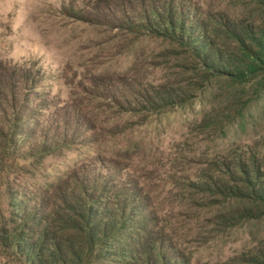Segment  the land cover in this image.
Here are the masks:
<instances>
[{
    "label": "rangeland",
    "instance_id": "1",
    "mask_svg": "<svg viewBox=\"0 0 264 264\" xmlns=\"http://www.w3.org/2000/svg\"><path fill=\"white\" fill-rule=\"evenodd\" d=\"M175 4L194 24L232 16L264 24V7L248 0ZM163 5H7L0 18V264H36L37 244L50 233L81 252L72 264H251L263 247L264 217L244 219L248 204L223 196L212 180L234 152L256 156L264 170V84L202 83L185 47L152 30ZM97 187L101 206L108 214L115 208L122 225L117 240L93 247L72 223L80 218L76 196ZM111 246L124 255H97Z\"/></svg>",
    "mask_w": 264,
    "mask_h": 264
},
{
    "label": "trees",
    "instance_id": "2",
    "mask_svg": "<svg viewBox=\"0 0 264 264\" xmlns=\"http://www.w3.org/2000/svg\"><path fill=\"white\" fill-rule=\"evenodd\" d=\"M248 1L264 7V0ZM162 2L164 5L158 8L152 17L151 23L155 27L152 30L164 35L170 34L171 38L178 40L179 45L185 47L196 64L192 70L198 71L204 79L202 83L212 78H219L231 84L245 86L264 84V24L238 16L210 18L194 24L193 16L176 6L175 0H162ZM139 23L142 26L144 24ZM196 29L201 33H197ZM222 38H225L229 44L222 42ZM221 165V175L212 180L213 187L223 196L248 204L241 209V216L244 219L263 218L264 170L262 164L258 163V158L234 152L231 158H224ZM79 195L76 196L79 204L77 203L75 209L80 218L77 219V224L72 223V228L77 231L84 228L88 242L93 247L101 243L104 246L111 240H117L119 237L114 234L122 223L120 218L116 217L115 208H111L108 214L101 206L103 195L99 194L98 187L88 195L87 193ZM107 217L110 219L106 220ZM57 228L60 231L61 228L59 226ZM55 234H48L47 244V237L43 238L44 242L37 244L39 257L36 264H72L77 257H82L81 252L76 254L70 249L71 246L66 239L60 238L55 241ZM16 237V232L9 234L10 247L17 245ZM109 237L111 239H108ZM262 244L263 247L257 248L256 253L250 255L248 260L251 264H264V241ZM109 248H101L102 251L100 250L97 255L110 253L113 258L124 255L122 250L119 251L120 246ZM58 251L63 255L59 261L55 255ZM24 252L30 257L32 251L25 249Z\"/></svg>",
    "mask_w": 264,
    "mask_h": 264
},
{
    "label": "clouds",
    "instance_id": "3",
    "mask_svg": "<svg viewBox=\"0 0 264 264\" xmlns=\"http://www.w3.org/2000/svg\"><path fill=\"white\" fill-rule=\"evenodd\" d=\"M11 2L12 0H0V18L5 17L11 11V7L7 6Z\"/></svg>",
    "mask_w": 264,
    "mask_h": 264
}]
</instances>
